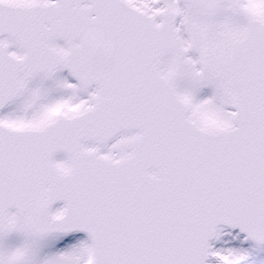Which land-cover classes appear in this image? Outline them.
<instances>
[{
  "label": "snow or ice",
  "instance_id": "obj_1",
  "mask_svg": "<svg viewBox=\"0 0 264 264\" xmlns=\"http://www.w3.org/2000/svg\"><path fill=\"white\" fill-rule=\"evenodd\" d=\"M0 264H264V0H0Z\"/></svg>",
  "mask_w": 264,
  "mask_h": 264
}]
</instances>
